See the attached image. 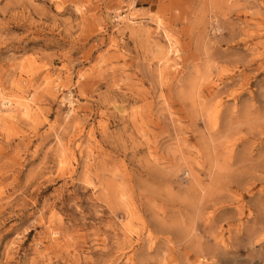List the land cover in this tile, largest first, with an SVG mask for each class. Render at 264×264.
<instances>
[{"label":"rangeland","instance_id":"obj_1","mask_svg":"<svg viewBox=\"0 0 264 264\" xmlns=\"http://www.w3.org/2000/svg\"><path fill=\"white\" fill-rule=\"evenodd\" d=\"M0 264H264V0H0Z\"/></svg>","mask_w":264,"mask_h":264}]
</instances>
